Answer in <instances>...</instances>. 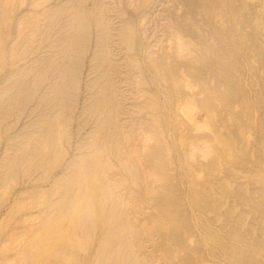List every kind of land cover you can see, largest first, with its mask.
<instances>
[{"label": "rangeland", "instance_id": "obj_1", "mask_svg": "<svg viewBox=\"0 0 264 264\" xmlns=\"http://www.w3.org/2000/svg\"><path fill=\"white\" fill-rule=\"evenodd\" d=\"M111 227L138 264H264V0H0V264H121Z\"/></svg>", "mask_w": 264, "mask_h": 264}, {"label": "bare ground", "instance_id": "obj_2", "mask_svg": "<svg viewBox=\"0 0 264 264\" xmlns=\"http://www.w3.org/2000/svg\"><path fill=\"white\" fill-rule=\"evenodd\" d=\"M173 33H174V32H173ZM175 33H176V31H175ZM173 35H174V34H173ZM130 38H131V37H130ZM177 39H178V38H177ZM128 40H129V39H128ZM130 41H132V39H130ZM177 42H178V41H177ZM185 45H187V44H185ZM143 51H144V50H143ZM177 55H178V54H177ZM177 57H178V56H177ZM160 58H161V57H160ZM160 58H158V59H160ZM162 59H163V57H162ZM156 60H157V59H156ZM164 61H165V60H164ZM153 62H154V61H153ZM167 62H168V61H167ZM71 64H72V63H70V64H69L68 62L66 63L65 67L61 70V76H62V78H63V81H65L66 79H68V81L70 82L71 87L74 89V88H76V86H77V79H76V77H77V72H76V71L74 72V70L70 67ZM167 64H169V63H167ZM162 65H164V64H162ZM170 65H171V64H170ZM158 66H159V65H158ZM161 67H162V66H161ZM164 67H165V66H164ZM155 69H156V68H155ZM158 69H159V67H158ZM163 69H164V68H163ZM165 70H166V69H165ZM176 70H177V69H176ZM167 71H168V68H167ZM167 71H166V72H167ZM177 72H178V70H177ZM159 73H160V72H159ZM177 74H178V73H177ZM176 76H177V75H176V71H175L174 69L170 68L169 71H168V76H167V77L170 78V81H171L172 83L176 84V86H177V83H176L177 80L175 79ZM164 77H165V76H164ZM162 79H163V76H162ZM165 79H166V78H165ZM175 80H176V81H175ZM163 81H165V80H163ZM169 83H170V82H169ZM174 84H173V86H174ZM41 85H42V84H41ZM41 85H40V86H41ZM62 85H63V87L65 88V90H63L64 88H62V90L65 91V98H66V102H67V99H68V101H69V98H67V96H69V94H71V93H68V92H67V94H66V91L69 89V88L67 89V87H65V86H67L66 83H63ZM171 86H172V85H171ZM176 86H175V87H176ZM175 87H174L173 89H175ZM38 88H39V87H38ZM40 88H41V87H40ZM66 89H67V90H66ZM88 89H89V87H88ZM38 90H39V89H38ZM103 90H104V89H103ZM103 90H102V91H103ZM171 90H172V89H171ZM176 90H177V89H176ZM69 91H70V90H69ZM113 92H114V91H113L112 85L110 84L109 87L105 90V92H104V95H105V96H104V98H103L106 102L111 103L112 105H113V103H114V102L112 103V101H113ZM99 93H100V92H99ZM99 93H97V94H99ZM102 93H103V92H102ZM177 95H179V94H177ZM69 97H70V96H69ZM65 98H64V100H65ZM98 99H99V98H98ZM61 100H62V98H61ZM86 101H87V100H86ZM69 102H70V101H69ZM74 102H76V101H74ZM74 102H73V103H74ZM63 103H64V102H63ZM67 103H68V102H67ZM84 103H85V102H84ZM98 103H99V101H97V104H98ZM102 103H103V102H102ZM104 103H105V102H104ZM75 104H77V103H75ZM75 104H74V105H75ZM97 104H95V105H97ZM67 105H68V104H67ZM102 105H103V104H102ZM114 105H115V103H114ZM64 106H65V105H64ZM69 106H70V108H69ZM69 106H68V108H69V109H72V105L69 104ZM107 106H108V104H107ZM175 106H176V105H175ZM66 107H67V106H66ZM73 107H74V106H73ZM75 107H76V106H75ZM91 107H93V106H91ZM111 107H112V106H111ZM111 107H109L108 109L110 110ZM105 108H106V107H105ZM113 108H114V106H113L111 109H113ZM73 109H74V108H73ZM85 110H86V109H85ZM85 110H83V111H85ZM87 110H89V108H88ZM68 111L70 112V110H68ZM83 111H82V113H84ZM107 111H108V110H107ZM33 112H34V111H33ZM35 112H36V111H35ZM71 112H72V111H71ZM100 112H101V111H100ZM100 112H99V114H100L99 117H101V113H100ZM80 113H81V112H80ZM103 113H105V109H104V112H103ZM82 115H83V114H82ZM175 115H176V114H175ZM99 117H98V119H100ZM70 119H71V118H70ZM109 119H111V118L108 117V120H109ZM103 120H104V119H103ZM103 120H102V121H103ZM108 120H107V122H108ZM104 121H105V120H104ZM110 121H111V120H110ZM113 121H114V120H113ZM96 122H97V121H96ZM100 123H101V121H100ZM68 124H69V123H68ZM103 124H104V123H103ZM71 125H72V124H71ZM82 125H83V124H82ZM101 125H102V124H101ZM80 127H81V125H80ZM83 127H84V126H83ZM81 129H82V128H81ZM98 129H100V127H99ZM102 129H103V127H102ZM100 130H101V129H100ZM108 134H109V133H108ZM106 136H107V135H106ZM107 138H108V137H107ZM111 138H112V136H111ZM169 161H170V160H169ZM86 175H87V174H86ZM218 189H219V188H218ZM74 192L77 193L76 191H74ZM74 192H73V193H74ZM81 192H82V191H81ZM81 192H79V193H81ZM81 194H82V193H81ZM75 195H76V194H75ZM77 196L80 197V195H77ZM81 196H82V195H81ZM70 197H71V195H70ZM70 197H68V199L71 200ZM75 198H76V197L74 196V198H73L72 200H74ZM68 199H66V200H68ZM63 200H64V199H63ZM77 200H78V199H77ZM87 200H88V198H87ZM87 200H85V201H87ZM89 200H91V199L89 198ZM89 200H88V201H89ZM88 201L85 202V204L87 203V204H86L87 206H85L84 209H83V211H85V213H84V212H83V214L81 213L80 216H79L78 213L76 214V215H78L80 218H81V216L84 215V214H85L86 217H87V214H86V213H90V212H89V211H90L89 207H90V205L92 204V202L89 203L90 201H89V202H88ZM65 202H67V201H65ZM65 202H64V203H65ZM93 202H94V201H93ZM73 203H74V202H73ZM73 203H71V204H73ZM88 203H89V206H88ZM74 204H75V203H74ZM64 205H65V204H64ZM68 205H70V202H69V204H67L66 206H68ZM83 205H84V204H83ZM93 205H94V204H93ZM72 206H73V205H72ZM94 206H95V205H94ZM68 207H69V206H68ZM82 207H83V206H82ZM69 208L71 209V206H70ZM91 208H93V207H91ZM95 208H96V207H95ZM95 208H94V209H95ZM65 209H67V207H66ZM70 209H69V210H70ZM67 210H68V209H67ZM106 210H108V209H105V211H106ZM70 211H71V210H70ZM81 211H82V208H81ZM81 211H80V212H81ZM92 211H94V210L92 209ZM109 211H110V210H109ZM78 212H79V211H78ZM92 213H93V212H92ZM98 213H99V212H98ZM107 213H108V211H107ZM111 213H112V212H111ZM111 213H110V214H111ZM88 215H90V214H88ZM113 215H114V214H113ZM113 215H112V216H113ZM78 216H75V218L77 217L76 219H78L77 222H79V220H80L81 222H83L81 219H82L84 216H83L81 219H79ZM97 216H98V215H97ZM97 216H96V218L99 217V216H98V217H97ZM105 216L107 217L106 214H105ZM110 216H111V215H110ZM114 216H115V215H114ZM116 216H117V215H116ZM88 218H89V216H88ZM108 218H110V217H108ZM111 218H113V217H111ZM85 219H86V218H85ZM103 219H104V217H103ZM122 219H123V218H122ZM88 220H89V219H88ZM100 220H101V219H100ZM106 220H109V219L106 218ZM106 220H104V221H106ZM127 220H128V219H127ZM127 220L124 219L123 222L128 223ZM85 221H86V223H87V220H85ZM104 221H103V223H104ZM111 221H112V220H111ZM74 222L76 223V221H74ZM74 222H73V225H74ZM95 222H98V219H97V221H95ZM95 222H92V220H91V223H95ZM123 222H122V221H121V222H117V224H118V223H121L120 227H122ZM88 223L90 224V222H88ZM100 223H101V222H99V224H100ZM106 223H107V221H106L104 224H106ZM79 224H80V223H79ZM89 224H88V226H89ZM107 224H108V223H107ZM80 225H81V224H80ZM94 225H95V224H94ZM96 225H98V224H96ZM100 225H101V224H100ZM100 225H99V226H100ZM128 225H129V224L124 225V229H125V227L128 226ZM76 226H79V225H76ZM76 226H75V227H76ZM84 226H85V225H82L81 227H84ZM102 226H104V225H102ZM102 226H101V227H102ZM106 226H107V225H106ZM115 226H116V225H115ZM117 226H118V225H117ZM84 228L86 229V227H84ZM92 228L94 229V226H93ZM104 228H105V227H104ZM116 228H117V227H116ZM127 228H129V226H128ZM127 228H126V229H127ZM195 228H196V227H195ZM76 229H78V228H76ZM76 229H75V230H76ZM85 229H84V232H85ZM111 229H112V231H115V232H114V233H115V237H117L116 235H119V234L123 231V233H122V235H121V236H124V237H123L124 239L122 240V244H123V243H127V242L129 243V239L131 238V236H129V235H130L129 233H130L131 231H128V230H130V228L127 229V231H128L129 233L126 231L127 233H126L125 235H123V234L125 233L124 229L121 230V232H120L119 234H117V232H119V231L113 230L112 227H111ZM118 229H119V226H118ZM126 229H125V230H126ZM75 230H74V232H75ZM81 230H82V229H81ZM119 230H120V229H119ZM86 231H88V230H86ZM81 232H82V231H81ZM84 232H83V235H85ZM88 232H89V234H88V236H89V235H90V232H92V231L89 230ZM108 232H110V230H109ZM74 234H75V233H74ZM92 234H95V232H94V233L92 232ZM92 234H91V236H94V235H92ZM107 234H108V233H107ZM110 234H113V232H112V233L110 232ZM83 235H81V236L83 237ZM108 235H109V234H108ZM113 235H114V234H113ZM73 236H74V235H73ZM110 236H111V235H110ZM118 237H119V236H118ZM129 237H130V238H129ZM85 238H86V237H85ZM92 238H93V237H92ZM92 238H91V239H92ZM106 238H107V236H106ZM111 238H113V237L111 236ZM107 239H108V238H107ZM120 239H122V238H119L117 241H119ZM84 240H85V239H84ZM84 240H83V241H84ZM105 240H106V239H105ZM112 240H113V239H112ZM83 241H82V243H83ZM85 241H86V240H85ZM85 241H84V242H85ZM87 241H88V240H87ZM117 241H116V242H117ZM108 242H109V239L107 240V242L105 241L106 244H107ZM128 243H127V244H128ZM80 244H81V243H80ZM85 244H86V243H84V246H85ZM103 244H104V243H103ZM115 244H116V243H115ZM130 244H131V242L129 243V247H130ZM132 244H133V243H132ZM132 244H131V245H132ZM107 245H108V244H107ZM107 245H106V247H107ZM117 245H118V244H117ZM119 245H121L120 242H119ZM40 246H41V245L38 244V247H40ZM42 246H43V245H42ZM101 246H102V245H101ZM115 246H116V245H115ZM132 246H133V245H132ZM38 247H37V248H38ZM102 247H103V246H102ZM104 247H105V245H104ZM106 247L103 248V251H104L105 249H106V250L108 249V247H107V248H106ZM110 247H111V246H109V248H110ZM119 247H120V246H119ZM122 247H123V246H121V248H122ZM126 247H127V248L123 249L124 251H122V252H121V248H120V252H119V251L117 250L118 247H117V248L114 247V248H115V251H114L113 253H114V254L116 253V255L118 254L119 256H121V257L123 258V260L121 259V262H122L121 264H138V261H139L140 259L138 260V259H137L138 257L136 258V256L132 255V253L134 254V252H132V248H131V247L128 248V245H127ZM133 247H134V246H133ZM37 248H34V249L36 250ZM40 248H41V247H40ZM44 248H45V247H44ZM134 248H135V247H134ZM34 249L32 250L33 255L35 254V253H34V252H35ZM38 249H39V248H38ZM38 249H37V251H38ZM101 249H102V248H101ZM101 249H99V252H102V254H100V255L102 256V255L104 254V252H103ZM45 250L47 251V249H45ZM45 250H44V251H45ZM48 250H49V249H48ZM33 251H34V252H33ZM39 251H41V253H42V250H39ZM46 251H45V252H46ZM49 251H50V250H49ZM49 251H47V253H48ZM108 251H109V250H108ZM29 252H30V251H29ZM99 252H98V253H99ZM106 252H107V251H106ZM135 252H136V251H135ZM27 253H28V252H27ZM41 253H40V255H41ZM108 253H110V252H108ZM113 253H112V254H113ZM136 253H137V252H136ZM28 254H30V253H28ZM49 254H50V253H49ZM120 254H121V255H120ZM108 255H109V254H108ZM136 255L139 256L138 253H137ZM25 256H26V254H25ZM101 256H99V257H101ZM110 256H111V257H110ZM110 256H109V257H110V259H111V258H112V255L110 254ZM113 256H114V255H113ZM119 256H118L117 258L114 257L115 259H113V260H115V262H116V260L119 258ZM26 257H27V256H26ZM40 257H41V256H40ZM102 257H103V256H102ZM102 257H101V259H103ZM109 257H108V258H109ZM29 259H30V261H32V260L34 259V258L32 259V254L30 255V258H29ZM31 259H32V260H31ZM39 259H40V258H39ZM42 259H43V258H42ZM110 259H109V260H110ZM46 260H47V259H45V261H46ZM99 260H100V259H99ZM111 260H112V259H111ZM41 261H42V260H41ZM105 262H110V261H107V260H106ZM113 262H114V261H113ZM4 263H5V262H4ZM43 263H44V262H43ZM110 263H111V262H110ZM110 263H109V264H110ZM117 263H118V260H117ZM117 263H114V264H117ZM119 263H120V262H119ZM140 263L142 264V260H141ZM6 264H7V263H6ZM36 264H40V260H39V263H36ZM106 264H107V263H106ZM111 264H113V263H111Z\"/></svg>", "mask_w": 264, "mask_h": 264}]
</instances>
